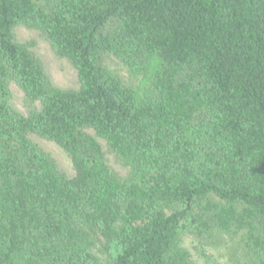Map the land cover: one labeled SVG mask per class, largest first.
<instances>
[{
  "label": "trees",
  "instance_id": "obj_1",
  "mask_svg": "<svg viewBox=\"0 0 264 264\" xmlns=\"http://www.w3.org/2000/svg\"><path fill=\"white\" fill-rule=\"evenodd\" d=\"M21 25L77 89L54 84ZM186 228L264 264V0H0V264H195L176 247Z\"/></svg>",
  "mask_w": 264,
  "mask_h": 264
},
{
  "label": "rangeland",
  "instance_id": "obj_2",
  "mask_svg": "<svg viewBox=\"0 0 264 264\" xmlns=\"http://www.w3.org/2000/svg\"><path fill=\"white\" fill-rule=\"evenodd\" d=\"M15 37L20 43L32 45L31 51L43 63L46 72L55 85L63 89H77L79 87L78 75L74 67L66 59L56 55L52 44L38 30L21 25L15 29ZM109 65L119 72L120 77L125 82H129L126 72L117 66L116 60L111 61ZM9 91L10 105L20 113L27 115L29 104L23 91L12 82L9 84ZM30 138L56 162L59 169L69 178L76 175L71 159L56 143L35 135H31ZM99 140L111 167L127 179L129 176L128 168L118 162L115 156L110 153L105 141ZM176 247L188 251L195 264H234L231 259L232 243L224 233L217 232L209 238H201L195 234L193 228H186L182 230ZM97 251L98 249L94 250L96 254H99Z\"/></svg>",
  "mask_w": 264,
  "mask_h": 264
}]
</instances>
